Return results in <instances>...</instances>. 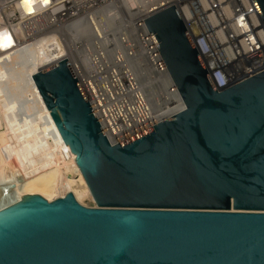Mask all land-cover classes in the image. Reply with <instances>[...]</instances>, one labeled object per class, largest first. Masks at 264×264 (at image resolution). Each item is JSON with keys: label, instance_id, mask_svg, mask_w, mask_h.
I'll return each mask as SVG.
<instances>
[{"label": "water", "instance_id": "95a60500", "mask_svg": "<svg viewBox=\"0 0 264 264\" xmlns=\"http://www.w3.org/2000/svg\"><path fill=\"white\" fill-rule=\"evenodd\" d=\"M143 24L182 108L111 141L67 58L34 72L72 190L0 189V264H264V70L217 89L173 5Z\"/></svg>", "mask_w": 264, "mask_h": 264}, {"label": "built area", "instance_id": "2783aa9c", "mask_svg": "<svg viewBox=\"0 0 264 264\" xmlns=\"http://www.w3.org/2000/svg\"><path fill=\"white\" fill-rule=\"evenodd\" d=\"M125 0H0V32H6L12 39V47L35 43L45 49L53 48L58 43L67 42L71 37V26L77 18L89 16L90 13L104 9L109 5L121 8ZM140 3L147 0H139ZM157 2V6L142 15L138 23L132 22L125 36V52L129 53L130 61H121L118 68L86 57L85 80L73 72L80 82L85 98L91 104L104 132L111 141H118L144 127L153 124L166 116L180 110L182 102L177 94L164 63L149 35L143 18L173 5L185 21L188 35L196 46L204 64L210 71L211 79L217 89L224 90L235 85L241 78L257 71L264 70V22L259 18L252 0H148ZM226 7V9L224 8ZM224 12V14H223ZM229 15H225V13ZM110 14V13H109ZM219 19V20H218ZM213 24V25H212ZM140 29L137 32L135 26ZM63 28L65 30H63ZM121 44V49L122 46ZM109 47V46H107ZM138 52L146 68L152 72L157 68L158 76L166 93L158 86L153 89V104L157 112L146 118L145 125L139 129L119 135L112 132L125 124L126 114L119 110V93L125 87V79L121 90L108 88L113 84V73L133 67ZM1 53V51H0ZM134 56V57H133ZM132 64V65H131ZM132 69H130L131 71ZM123 71V70H121ZM126 71V70H125ZM134 75V71L130 72ZM131 76V75H130ZM128 76V77H130ZM144 78V77H142ZM136 80L133 82L135 83ZM132 87L137 88V83ZM118 88V87H117ZM168 96V99H164ZM159 104V102H161ZM167 101V102H166ZM148 102V101H147ZM135 108V107H134ZM140 107L138 109H142ZM137 111V108H135ZM6 129L0 126V132Z\"/></svg>", "mask_w": 264, "mask_h": 264}, {"label": "bare ground", "instance_id": "6f19581e", "mask_svg": "<svg viewBox=\"0 0 264 264\" xmlns=\"http://www.w3.org/2000/svg\"><path fill=\"white\" fill-rule=\"evenodd\" d=\"M156 6L157 2H149L148 0L147 2L143 3H140L139 0H125L123 5H121V8H119L117 5H109L104 9L96 10L90 13L87 17L77 18L72 23V35L70 38H67L66 44L63 42L58 43L51 49H45L39 45H36L35 43L26 44L23 46L17 45L16 47L11 48L12 39L10 38L9 40L5 41L4 46L0 47V122H2L3 126H11L14 132H22V134L23 131L27 129L24 125L26 121H28V113H26L25 109L22 108L20 105L21 103L14 105L12 104L16 103L17 101H23L24 95H27L24 93V91L33 97L32 92L30 93V90L26 85V81L31 84L32 87H34V90H37L32 80V74L40 68H46L62 58H67L68 62L73 66L75 72L80 77V80H82V78L85 80L84 76L87 69V61L85 60L86 57L89 60L95 58L98 60L100 59V61L106 60V63L112 66L113 69L118 68V66L121 65L119 63L121 59H123V61H130V58L128 57L129 53L125 52V46L123 45L124 43L126 44V40L128 39L125 34H127L128 31H131L129 25H131L133 21L134 23H138L142 15L150 12ZM224 8L226 9V7ZM225 15L228 16L229 13L227 12ZM135 29L140 33V29H138L137 25L135 26ZM63 30L65 29L63 28ZM0 35L10 37L6 32H0ZM121 44L123 45V49H121ZM134 55L135 57H133L136 59V61L133 63V67L130 68L132 70L130 71L129 68L124 69L123 67L121 68L123 71L118 69L119 72L113 73L112 76L113 84H115V86H111L110 83H108V88L121 90L122 84L124 82L123 78L125 79L126 76L125 87L119 93L118 104H120V106L118 107L119 110H122V113L126 114L127 121L125 124H120L119 129H113L112 132L118 135V131L120 130L123 133H127L128 131L139 129L141 124L142 126L145 125L144 123H146V118L150 114L157 112V106L153 104L152 98L148 97L147 94L149 96L153 95V89L155 90L156 87L158 88V86L162 89L163 95L166 93L161 85L165 84L160 81L163 80V78L158 76L157 68L152 67V72H154V74H152L146 68V65H144L141 61V56L139 53L136 52ZM132 71H134V75L130 73ZM135 80V83H137V88L132 87V83ZM135 83H133V85ZM10 85L12 86L10 87ZM164 99H168V96H164ZM161 103L162 101L159 102V104ZM134 107L137 108V111H135ZM140 107L143 108L138 109ZM149 108L151 109L152 113ZM55 130L58 133L56 128ZM24 133L26 134V132ZM32 137L33 136H30L29 138ZM0 138L3 137L0 135ZM34 138H36L38 141L41 139L35 135ZM5 139L6 138H4V140ZM59 139H61L63 144L59 141L58 142L62 144L63 147H65L64 149L66 151L65 154L67 156L68 164L74 158V155L71 153L68 146L63 142L60 135ZM29 140L25 138V141L23 142H12L11 146L7 145L3 147L5 148L4 150L3 148L1 149V145L3 146L4 144H2V141H0L1 159H5L7 163H15V168H10V173L8 174L7 179H4L5 177H3L0 172V176L3 177H0V189L14 186L15 198L26 194H39L45 197L47 200H52L56 197L63 196L67 192H71L72 188L66 177L65 179L63 178L64 181L62 182V189H60V187H56L53 190V186L50 183L51 175L48 173L52 171H46L49 175H46V172L44 173V176L43 174H39L40 171L37 170L43 169V167L46 165V161L44 162L42 159L43 156H41L44 153H41V155H38L37 153L33 155H31V153L26 154L27 151L30 152L28 149L29 145L27 143ZM7 141L3 143H6ZM32 141L35 140H31V143L34 145ZM25 144H27V148L24 147ZM60 144L58 146H60ZM32 147L30 150L33 153L35 150L34 146ZM39 147L41 148V146ZM38 148H36V151L39 150V152H37L40 153L42 148ZM59 148L61 149V147ZM18 149H23L24 151L25 149L28 150H26L24 153L25 155L21 156L18 154L19 151L18 153L16 152ZM54 150L53 152H56ZM12 151L15 153V155L12 153ZM24 151H22V154ZM18 155L20 157H18ZM61 158L62 157H59V159ZM60 161L62 162V160ZM3 164L1 163L2 167ZM45 170H47V168H45ZM0 171L2 170L0 169ZM53 176H55V174Z\"/></svg>", "mask_w": 264, "mask_h": 264}, {"label": "rangeland", "instance_id": "374dc122", "mask_svg": "<svg viewBox=\"0 0 264 264\" xmlns=\"http://www.w3.org/2000/svg\"><path fill=\"white\" fill-rule=\"evenodd\" d=\"M26 85L28 86V88H29V90H30V93L32 92V96L33 97H31L30 96V94H28L26 91H24V93L25 94H27L26 96L24 95V99H23V101H17L16 103H13L12 105H14V104H18V103H21L20 105L22 106V108H24L25 109V112L26 113H28L27 114V116H28V121H26V123H25V125L24 126H26V130H24L23 131V134H22V132H14L13 130H12V128H11V126H8V127H5V126H3V124H2V122H0V126L2 127V128H5L6 129V131L5 132H0V135H1V137H3V138H0L1 140L0 141H2V144H4L3 146L1 145V149L3 148V147H5V146H11L12 145V142L14 143L15 141L17 142V141H20V142H23V141H25V138H27L29 141L27 142L28 143V145H29V151L30 152H28L27 151V153L26 154H30L31 153V155H33V154H38V155H41V153H44V154H42L41 156H43L42 157V159H43V161L45 162L46 161V165H45V167H43V169H40V170H37V171H40L39 172V174L41 175V174H43V176H44V173L47 171H52V172H48L50 175H51V180H50V183H51V185L53 186V190L56 188V187H60V189H62V182L64 181L63 180V178L65 179V174H64V172L63 171H65L66 170V164H67V156H66V151H65V147H63V143H62V141H61V139H59V135H58V133L56 132V130H55V126H54V124H53V122L51 121V117H50V115H49V113H48V110L46 109V107H45V105H44V103H43V101H42V99H41V97H40V95H39V93H38V91L37 90H34V87H32V85L31 84H29L27 81H26ZM12 85H10V87H11ZM33 88V89H32ZM1 93V92H0ZM16 106V105H15ZM30 121V122H29ZM29 122V123H28ZM29 129V130H28ZM32 131H34V132H32ZM24 132H26V134H28V135H26ZM57 133V135H56V133ZM14 133H16V134H14ZM31 133V134H30ZM7 134V135H6ZM25 134V135H24ZM39 134H40V136H39ZM2 135H4V136H2ZM6 135V136H5ZM34 135L36 136V137H40L41 139L38 141L36 138H34ZM38 135V136H37ZM55 135V136H54ZM9 136V137H8ZM30 136H33L32 138H34V139H32V138H29ZM48 136V137H47ZM52 136V137H51ZM21 137V138H20ZM58 137V138H57ZM4 138H6L5 140H4ZM45 138V139H44ZM3 139V140H2ZM52 139V140H51ZM58 139V140H57ZM31 140H35V141H32L33 143H34V145L31 143ZM5 141H7L6 143H3V142H5ZM52 141H53V143H52ZM61 142L62 144H60L59 142ZM37 143V145H38V147L39 146H41V148L43 149H41L40 147V149H41V152L40 153H38L39 152V150H37L36 151V148H38L37 147V145H36V143ZM40 145H39V144ZM58 143V144H57ZM32 144V145H31ZM43 144V145H42ZM60 144V146H58ZM36 145V146H35ZM32 146H34V152L32 153L31 152V150H30V148ZM43 146V147H42ZM50 146H52V147H50ZM57 146V147H56ZM25 148H27V144H25V146H24ZM54 147H55V150H54ZM59 147H61V149L59 148ZM63 147V148H62ZM6 148H8V147H6ZM22 148V147H21ZM33 148V147H32ZM38 148V149H39ZM50 148H52V149H50ZM5 148H3V150H4ZM24 149V148H23ZM23 149H18L16 152L18 153V151H19V155H25L24 153L26 152V150H28V149H25V151L23 150ZM53 150L54 151H56V152H53ZM61 152H60V151ZM22 151H24L23 152V154H22ZM49 152V153H48ZM12 153H14L13 151H12ZM17 153H16V156H17ZM57 153V154H56ZM60 153V154H59ZM14 155H15V153H14ZM18 155V157H20ZM45 155V156H44ZM58 156V157H57ZM57 157V158H56ZM59 157H62L61 159H59ZM65 157V158H64ZM13 158H14V156H13ZM0 159H1V156H0ZM60 160H62V162L60 161ZM1 161V163L3 164V162H4V164H3V167L1 166V163H0V169L2 170V171H0L1 172V175L3 176V177H5L4 179H7V176H8V174L10 173V168L11 169H13L12 167H14L15 168V163H7V161L5 160V159H1L0 160ZM57 161V162H56ZM9 162V161H8ZM6 164H10V165H6ZM12 164H13V166H12ZM52 164V165H51ZM17 165V164H16ZM63 165V166H62ZM51 166V167H50ZM9 170H8V169ZM45 168H47V170H45ZM50 168V169H49ZM55 168V169H54ZM42 170V171H41ZM6 171V172H5ZM8 171V172H7ZM45 173L46 175L48 174V173ZM3 173V174H2ZM6 174V175H5ZM48 174V175H49ZM55 174V176H53ZM2 176H0V177H2ZM2 177V178H3ZM54 182V183H53ZM53 197V196H52Z\"/></svg>", "mask_w": 264, "mask_h": 264}, {"label": "snow or ice", "instance_id": "6c2138e0", "mask_svg": "<svg viewBox=\"0 0 264 264\" xmlns=\"http://www.w3.org/2000/svg\"><path fill=\"white\" fill-rule=\"evenodd\" d=\"M10 37L8 36H3V35H0V47H3L4 46V42L9 40Z\"/></svg>", "mask_w": 264, "mask_h": 264}]
</instances>
